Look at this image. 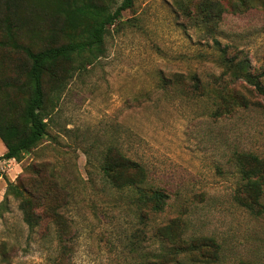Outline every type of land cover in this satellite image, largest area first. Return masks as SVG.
Here are the masks:
<instances>
[{
	"label": "rangeland",
	"instance_id": "rangeland-1",
	"mask_svg": "<svg viewBox=\"0 0 264 264\" xmlns=\"http://www.w3.org/2000/svg\"><path fill=\"white\" fill-rule=\"evenodd\" d=\"M202 1L135 0L110 27L105 55L55 104L39 145L0 161V264H145L161 250L159 228L174 221L183 238L219 247L216 261L194 264H264V216L234 199L235 155L264 158V96L225 65L264 73V6L215 0L225 12L205 25ZM117 148L170 195L163 213L136 206L106 179L104 157ZM23 199L41 218L35 229Z\"/></svg>",
	"mask_w": 264,
	"mask_h": 264
},
{
	"label": "trees",
	"instance_id": "trees-1",
	"mask_svg": "<svg viewBox=\"0 0 264 264\" xmlns=\"http://www.w3.org/2000/svg\"><path fill=\"white\" fill-rule=\"evenodd\" d=\"M0 0V140L6 152L1 160L20 161L36 148L47 135L51 111L76 73L92 66L106 53L105 37L122 13L131 9L135 0ZM261 3L262 5H257ZM264 6L262 0H237L234 7L245 11ZM215 0H203L198 8L199 21L209 25L224 14ZM222 55L225 50L216 41ZM234 81L243 79L264 96L262 75L250 73L247 63L234 64ZM183 77V76H182ZM196 90L200 80L191 76ZM243 106H249L243 99ZM240 185L234 199L255 216H264V158L253 153L235 155ZM102 171L118 190H129L138 207H148L152 214L165 211L170 195L165 188L151 182L145 165L118 148L104 157ZM23 196L22 189H16ZM24 221L35 229L40 216L23 199ZM64 222L58 217L55 222ZM172 224L159 228L161 250L145 264H194L217 260L219 247L210 237L185 239ZM61 237L64 235L60 232ZM62 242V240H61Z\"/></svg>",
	"mask_w": 264,
	"mask_h": 264
},
{
	"label": "built area",
	"instance_id": "built-area-1",
	"mask_svg": "<svg viewBox=\"0 0 264 264\" xmlns=\"http://www.w3.org/2000/svg\"><path fill=\"white\" fill-rule=\"evenodd\" d=\"M8 161H10V160H8Z\"/></svg>",
	"mask_w": 264,
	"mask_h": 264
}]
</instances>
